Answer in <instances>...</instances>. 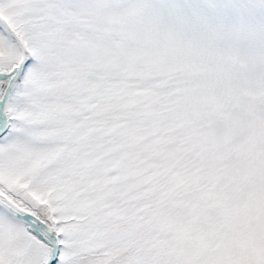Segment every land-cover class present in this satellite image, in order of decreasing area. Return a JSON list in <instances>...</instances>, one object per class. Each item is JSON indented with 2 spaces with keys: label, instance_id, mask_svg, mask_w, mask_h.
Returning <instances> with one entry per match:
<instances>
[{
  "label": "snow or ice",
  "instance_id": "6c2138e0",
  "mask_svg": "<svg viewBox=\"0 0 264 264\" xmlns=\"http://www.w3.org/2000/svg\"><path fill=\"white\" fill-rule=\"evenodd\" d=\"M0 264H264V0H0Z\"/></svg>",
  "mask_w": 264,
  "mask_h": 264
}]
</instances>
